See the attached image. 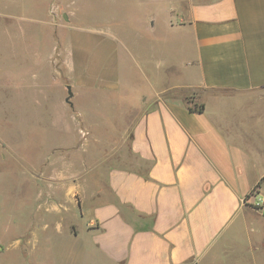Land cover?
<instances>
[{
    "label": "crops",
    "instance_id": "1",
    "mask_svg": "<svg viewBox=\"0 0 264 264\" xmlns=\"http://www.w3.org/2000/svg\"><path fill=\"white\" fill-rule=\"evenodd\" d=\"M51 3L63 6L40 0L31 16L26 0H0L3 116L45 139L38 164L17 158L26 192L0 172V264H264V0H123V38L65 26ZM33 25L49 37L17 51ZM19 52L35 69L25 114ZM49 64L56 111L42 108ZM81 124L103 159L69 178L88 192L62 194L48 152L79 153ZM4 135L0 166L16 159Z\"/></svg>",
    "mask_w": 264,
    "mask_h": 264
},
{
    "label": "rangeland",
    "instance_id": "2",
    "mask_svg": "<svg viewBox=\"0 0 264 264\" xmlns=\"http://www.w3.org/2000/svg\"><path fill=\"white\" fill-rule=\"evenodd\" d=\"M30 4V7L27 6V14L31 16L39 15L43 12L41 9L39 2L40 0H26ZM23 10V9H22ZM42 10V12H41ZM49 17L58 18V20H62L64 25H75L88 28L87 31L91 29L94 31H100L103 33H114L117 34L120 38H123V0H63V6L58 8L52 3L48 8ZM65 16V17H64ZM39 27L33 25L32 30H30L31 38H27L24 40H19L16 43V50L23 51L27 49H35L39 45L40 40H44L45 37H49V28L46 32L43 31L42 34H37L35 28ZM66 33V31H65ZM51 35V33H50ZM122 40V39H120ZM2 41H0V66L3 64V61H6L4 54V50L1 46ZM20 54L16 55V63H15V71L17 76V91L16 95L18 97L17 107L18 111L21 114H25L29 111L30 104L28 102V98L33 95V91L30 90L29 84L33 74L35 73V69H31V64L27 61L28 56L23 52H19ZM121 65L123 66V47L121 49ZM34 65V64H33ZM55 59L53 60V66H58ZM30 67V68H29ZM48 74H47V95L48 101L46 106L43 105L42 108L47 109L48 111H56L61 106L62 102V85L61 81L62 77H57L56 72H53V67L48 65ZM6 80V77H5ZM66 94V89L65 92ZM7 95V91L3 92L0 90V99ZM81 108L87 110L89 105L87 101H81ZM9 108L6 103H2L0 101V131H5L4 139L7 144L10 145L11 150L14 151L16 155V159H10L11 163L8 165H1L0 172L3 174V179L9 184L15 192L23 193L29 189V185L26 183L27 177L19 174V170H21L20 162L18 159H27L29 162H33V164H38L40 162L41 156L44 151V137L40 134L39 126L34 125L32 129L27 128V125H30L31 121L25 120L22 118H17L15 121L8 120L7 116H3L8 113ZM15 124V125H13ZM80 152L74 153V155H65L63 152L58 155L55 153L48 152V159L55 160L57 158L58 162L54 165V170H58L61 174L62 178L57 182L59 185L61 193L63 194L64 188L67 186V193L70 195H77L72 190L73 184H75L80 191V193L84 194V192H88L90 181L87 183H71L69 180L70 176L80 169V164L87 165L86 169L89 171L91 175L93 172H90L91 169L88 166L92 165L94 162L102 161L104 153L101 152L96 144H93L89 140V133L86 128H84L83 124L80 125ZM103 130L102 128H100ZM102 137V136H101ZM107 141L112 140L114 137H104ZM116 141L117 137H115ZM50 142V140L48 141ZM80 163V164H79ZM83 167L81 166V170ZM15 172H14V171ZM84 170V169H83ZM6 185L3 184V195L4 190H7ZM49 185V189H50ZM252 212V211H251ZM244 223L247 224L245 228V236L244 234L239 235V239L244 237H248L250 233L249 223L256 220L254 214H246L244 217ZM79 225V223H77ZM251 235V233H250ZM242 247V246H241ZM246 248V246H244ZM243 248H241L242 251ZM241 254H244L242 251Z\"/></svg>",
    "mask_w": 264,
    "mask_h": 264
},
{
    "label": "water",
    "instance_id": "3",
    "mask_svg": "<svg viewBox=\"0 0 264 264\" xmlns=\"http://www.w3.org/2000/svg\"><path fill=\"white\" fill-rule=\"evenodd\" d=\"M64 17H65V16H64ZM67 94H68V97H71V96H72V93H71L69 87H67ZM66 101L68 102V98L66 99Z\"/></svg>",
    "mask_w": 264,
    "mask_h": 264
},
{
    "label": "trees",
    "instance_id": "4",
    "mask_svg": "<svg viewBox=\"0 0 264 264\" xmlns=\"http://www.w3.org/2000/svg\"><path fill=\"white\" fill-rule=\"evenodd\" d=\"M190 110H192V108H189ZM200 109H201V107H200ZM199 109V110H200ZM262 182L264 183V177H263V179H262ZM260 185V183H258L255 187H254V189L256 188V187H258Z\"/></svg>",
    "mask_w": 264,
    "mask_h": 264
}]
</instances>
